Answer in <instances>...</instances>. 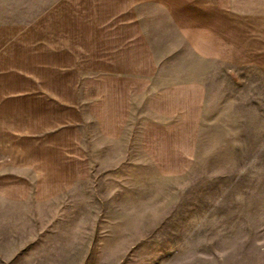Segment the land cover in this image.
Wrapping results in <instances>:
<instances>
[{"label": "crops", "instance_id": "obj_1", "mask_svg": "<svg viewBox=\"0 0 264 264\" xmlns=\"http://www.w3.org/2000/svg\"><path fill=\"white\" fill-rule=\"evenodd\" d=\"M20 1L0 0V264H113L95 250L117 245L71 237L83 215L32 204L75 200L91 177L86 138L118 142L135 116L155 168L188 169L213 83L253 69L264 85V11L233 0Z\"/></svg>", "mask_w": 264, "mask_h": 264}, {"label": "rangeland", "instance_id": "obj_2", "mask_svg": "<svg viewBox=\"0 0 264 264\" xmlns=\"http://www.w3.org/2000/svg\"><path fill=\"white\" fill-rule=\"evenodd\" d=\"M233 1L264 11V0ZM238 76L213 83L188 169H156L140 148L135 116L118 142L86 138L91 177L75 200L32 208L83 215L71 237L117 245L95 250L113 264L126 253L129 264H264L263 77L253 69Z\"/></svg>", "mask_w": 264, "mask_h": 264}]
</instances>
